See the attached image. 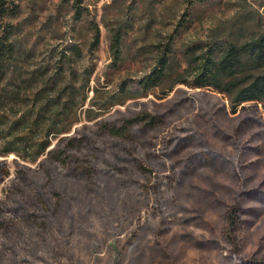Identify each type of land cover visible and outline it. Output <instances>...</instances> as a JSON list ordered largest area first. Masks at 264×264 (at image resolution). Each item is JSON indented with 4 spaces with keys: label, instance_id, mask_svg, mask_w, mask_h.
<instances>
[{
    "label": "rangeland",
    "instance_id": "rangeland-1",
    "mask_svg": "<svg viewBox=\"0 0 264 264\" xmlns=\"http://www.w3.org/2000/svg\"><path fill=\"white\" fill-rule=\"evenodd\" d=\"M17 1L20 37L35 47V63L47 61L51 52L58 53L72 40L83 49L81 65L95 67L86 88L90 98L110 104L122 94L120 84L126 83L131 98L123 106L97 113L94 119L82 118L72 137L107 143L102 124L121 126L144 113L160 117L162 123L147 132L135 129V139L124 146L128 151L137 146V162L152 171L150 176L131 178L119 187L103 174L93 177L85 172L87 181L78 183V195L68 203L55 204V212L44 219L27 218L25 237L15 227L12 242L0 238V262L8 256L16 264H242L262 260L264 203H257L259 207H252L236 225L226 215L243 194L264 181V116L260 110L248 104L245 111L231 114L223 97L184 85L170 89V82H164L163 91L156 90L155 96L139 86L170 38H174L177 71L186 67L191 48L220 38L248 39L260 28L257 18H264V7L258 4L261 0H84L80 19L67 0ZM93 21L99 25L101 42L90 53ZM119 25L128 27L117 68L110 51V30ZM191 132L202 134L226 161L214 159L181 178L179 171L193 150L183 149L172 162L165 161V143ZM222 134L231 138L223 139ZM253 139L259 150L256 155L243 157L238 152L242 148L233 147ZM81 160L71 165L78 168L74 175L81 174L80 167L89 166ZM4 162L9 171L0 179V212L5 222L16 226L22 224L21 214L1 209V203L22 179L19 171L45 173L48 179L49 164L43 158L30 164L13 156ZM24 184L36 191V181L24 180ZM50 188L56 203L54 188ZM260 189L264 193V186Z\"/></svg>",
    "mask_w": 264,
    "mask_h": 264
},
{
    "label": "trees",
    "instance_id": "trees-1",
    "mask_svg": "<svg viewBox=\"0 0 264 264\" xmlns=\"http://www.w3.org/2000/svg\"><path fill=\"white\" fill-rule=\"evenodd\" d=\"M67 1L75 9L76 18L80 19L84 0ZM258 4L263 8L264 0ZM20 16L21 8L17 0H0V179L8 175L4 160L10 156L30 164L46 159L49 164L46 175L49 178L41 172L19 171L22 179L19 178L15 189L9 191L1 209L10 208L21 214L22 224L15 226L5 222L0 212V238L4 243L15 239V227L21 228L23 237L27 235L29 216L36 220L44 219L48 213L55 212V204L68 203L73 195H78L75 189H78V183L87 181L85 172L93 177L103 174L119 187L129 184L131 178L150 176L152 171L137 162V146L131 151L124 146L135 139V129L147 132L162 123L160 117L144 113L125 120L121 126L102 124L100 128L108 139L107 143L94 138L72 137V131L82 118L94 119L97 113L111 106H123L131 98L126 83L120 84L122 94L110 104L90 98L86 88L95 67L81 65L83 49L80 44L71 40L58 53L51 52L47 61L35 63V47L24 44L20 37ZM257 20L259 30L244 41L220 38L202 48H191L187 65L181 71L174 70V38H170L156 56L155 65L140 80L141 90L155 96L156 90L163 91L164 82H170V89L184 85L191 90L209 91L223 97L231 114L245 111L249 104L264 116V18L258 17ZM127 27L119 25L110 30V51L117 68L122 59ZM100 42V28L93 21L88 51L94 53ZM248 125L246 123L245 127ZM221 136L226 140L231 138L226 134ZM255 143L253 139L245 146L238 147L234 143L233 147L237 151L242 148L238 151L239 155L249 157L259 151ZM186 148H191L193 152L183 162L179 171L181 178L190 176L198 167L209 166L214 159L226 161L209 146L202 134L196 132L168 139L163 160L172 162ZM87 150L96 154L91 155ZM78 159L89 166L80 167L81 174L74 175L78 168L71 165ZM24 180L36 181V191L32 192ZM263 186L264 181L257 189L243 194L227 211V219L232 225L241 223V217L252 207H259L257 203H264V193L260 189ZM50 187L54 188L56 203L51 200ZM39 195L43 205H40ZM0 264L16 262L8 256ZM242 264H264V258Z\"/></svg>",
    "mask_w": 264,
    "mask_h": 264
}]
</instances>
